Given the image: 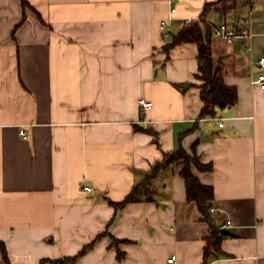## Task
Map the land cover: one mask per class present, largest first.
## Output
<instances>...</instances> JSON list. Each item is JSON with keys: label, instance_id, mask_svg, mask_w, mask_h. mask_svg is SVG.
<instances>
[{"label": "crops", "instance_id": "crops-1", "mask_svg": "<svg viewBox=\"0 0 264 264\" xmlns=\"http://www.w3.org/2000/svg\"><path fill=\"white\" fill-rule=\"evenodd\" d=\"M26 1L24 21L21 0H0V241L11 264L73 259L99 237L75 264H264V89L252 84L264 75V0L208 16L251 37L213 35L238 102L205 119L198 46L167 47L220 0L177 1L166 40L171 0ZM180 148L213 166L193 172L214 190V224L231 222L208 259L211 226L187 201L183 167L154 180V203L109 204Z\"/></svg>", "mask_w": 264, "mask_h": 264}, {"label": "trees", "instance_id": "trees-1", "mask_svg": "<svg viewBox=\"0 0 264 264\" xmlns=\"http://www.w3.org/2000/svg\"><path fill=\"white\" fill-rule=\"evenodd\" d=\"M240 1L241 0H220L216 4L206 5L202 13V18L185 26L182 31L173 38L172 44L167 47L168 50H171L173 47L188 43L196 44L198 46V78L202 82L200 86V96L204 105L200 115L201 119L215 118L217 112L221 108L235 107V105H237L236 103L238 102V89L227 86L225 79L216 67L215 59L213 58V47L211 44V40L214 35V29H212V25L208 21V16L211 12L217 11L219 13L227 14V12L231 11L233 7H235V5ZM21 2L24 9L23 19L26 21L27 19L25 12L28 8L32 9V7L26 0H21ZM232 4L234 6L231 8L230 5ZM194 166L204 172L213 170V166L201 165L196 155L190 156L182 148L173 153H165L163 160L160 163L154 165L149 172H146L144 177L138 183H136L132 189V192L123 202L114 203L110 201L109 204L115 208V210H122L134 203H154L156 201L154 197L156 192L154 189V180L157 179L161 172L169 168L175 169L176 167H183L180 175L186 183L187 201L189 203L195 202L197 204L198 209L203 216L204 222L211 226L210 237L207 240L208 243L206 248V256L208 259L210 251L213 249L215 251L220 250L224 239L229 235L226 230L222 231L214 224L211 214V204L215 200L214 190L212 187L204 186L195 176L193 172ZM97 240L85 247L84 250L76 257H73V259L58 260L57 262L52 263L75 264L80 257L84 256L88 250L94 246V243ZM0 249L3 254L2 261L5 264H11V261H9L7 247L1 241ZM45 262L47 261H43V263Z\"/></svg>", "mask_w": 264, "mask_h": 264}, {"label": "built area", "instance_id": "built-area-1", "mask_svg": "<svg viewBox=\"0 0 264 264\" xmlns=\"http://www.w3.org/2000/svg\"><path fill=\"white\" fill-rule=\"evenodd\" d=\"M177 1L179 0H171L170 1V5H171V9H170V12H169V19L167 21H164L161 23V30H163V33H162V36H163V40H166L168 37H169V33L168 31L166 30L167 27L169 26L170 23H172V21H175L177 20V17H176V12H177V9L175 7V4L177 3ZM194 21L192 20H187L186 25L187 24H190V23H193ZM214 36L216 38H220L224 41H226L227 43H233L234 40L236 39H241V38H250L251 37V34H248V35H242L240 34L236 29H231L229 27H227L226 25H220L218 26V28H215L214 30ZM251 51V48H248L247 52ZM260 64L261 66L264 67V58L260 61ZM252 84L254 86H258L260 88H263L264 89V75H260L258 78L254 79L252 81ZM140 106H142V108L145 110V111H148V110H151L153 108L152 104L150 102H148L147 100H141L140 101ZM221 127L224 126V123H221L220 124ZM21 137L23 140H27L28 139V133L27 131L24 129L21 131ZM80 189L84 192V193H92L93 192V188L91 187H88V186H83L81 185L80 186ZM211 212L212 213H215L217 212V210H214V209H211ZM231 226V222H228L227 225H223V227L220 228V230H225L226 228L230 227ZM177 262V257H172L171 259H169V262L168 264H175Z\"/></svg>", "mask_w": 264, "mask_h": 264}]
</instances>
